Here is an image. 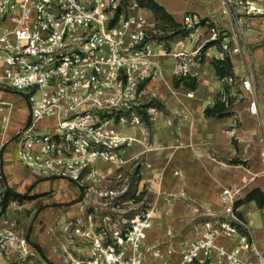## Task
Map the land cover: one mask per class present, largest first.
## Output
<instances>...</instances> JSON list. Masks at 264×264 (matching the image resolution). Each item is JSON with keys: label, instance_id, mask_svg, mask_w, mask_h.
<instances>
[{"label": "built area", "instance_id": "1", "mask_svg": "<svg viewBox=\"0 0 264 264\" xmlns=\"http://www.w3.org/2000/svg\"><path fill=\"white\" fill-rule=\"evenodd\" d=\"M222 1L232 12L242 7L247 15L264 13L252 0ZM200 23V17L191 14L183 21L186 27ZM152 32L154 23L140 0H0V86L20 91L29 106L27 121L12 138L18 160L42 175L80 185L87 179L110 181L99 166L127 164L126 151L137 137L123 128L144 127L142 93L157 74L160 53L159 44L149 40ZM239 49L224 44L223 50ZM179 68L176 74L190 73L186 65ZM241 86L254 92L249 76L241 79ZM8 108L0 100V125ZM249 110L258 113L254 96ZM260 157L264 166V148ZM95 191L110 196V189ZM236 194L225 188L223 215L195 226L194 236L172 245L168 257L159 244H147L155 205L108 237L97 232V213L110 205L97 199L92 204L98 220L75 228L90 239L89 251L68 264H264V254L248 237L252 221L237 215ZM105 217L110 221V214ZM34 249L24 234L0 228V264H23ZM12 253H18V259L2 261Z\"/></svg>", "mask_w": 264, "mask_h": 264}, {"label": "crops", "instance_id": "2", "mask_svg": "<svg viewBox=\"0 0 264 264\" xmlns=\"http://www.w3.org/2000/svg\"><path fill=\"white\" fill-rule=\"evenodd\" d=\"M155 1L177 22L183 24L187 14L206 19L223 30L224 43L229 42L232 48L240 46L237 52L229 51L234 81L220 78L212 63L213 58L223 57L221 45L216 47L215 42H210L203 60L191 58L190 73L197 77L198 86L190 89L172 84L177 68L173 57L164 54L159 44L157 74L145 86V92L151 95H143L145 102L151 97L159 103L155 109L157 121L144 127L123 128L126 134L137 137L126 151L128 163L141 158L140 171L143 180L153 184L156 211L170 214L178 243L193 237L194 227H200L205 219L223 215L221 193L225 188L237 191L236 202L255 187L264 190L260 157L264 148V13L247 15L242 7L232 12L222 0ZM252 1L264 8V0ZM143 11L149 18L153 15L147 7L143 6ZM185 48L187 52L195 51L190 44ZM244 76L251 78L253 93L242 88ZM163 79L171 83L174 94L164 90ZM226 85L233 98L228 114L207 116L205 108L215 104ZM10 91L0 86V100L10 107L5 111L4 126L0 125V190L3 196L8 189L26 196L10 200L6 207L1 204L0 228L12 227L34 245L32 255L23 264H68L70 258L89 251L90 239L77 234L75 228L91 226L98 220L94 204L77 181L42 175L18 160L11 142L27 121L29 106L26 99L15 98ZM188 91L194 95H187ZM253 96L258 103L257 114L249 110ZM147 131L153 152L144 163ZM234 158L248 161V166L243 168ZM236 211L242 214V220L252 221L248 226L249 240L264 254V208L250 201L238 205ZM179 228L189 229V236L178 237ZM16 259L18 253H12L2 261Z\"/></svg>", "mask_w": 264, "mask_h": 264}, {"label": "rangeland", "instance_id": "3", "mask_svg": "<svg viewBox=\"0 0 264 264\" xmlns=\"http://www.w3.org/2000/svg\"><path fill=\"white\" fill-rule=\"evenodd\" d=\"M150 19L154 23V29L156 32H152L149 40L162 44V47L164 48L163 50L166 51V55L173 57V64L179 71L180 66L185 67L186 65L188 68L190 67L189 64L191 63V58H195L200 61L203 60L205 56L204 49L208 47L210 42H215L213 44L216 47L221 45L222 49H224V44H230L229 42L224 43V40L221 38L223 37V30L219 31L216 26L207 22L206 19H201V23L196 24L194 27H186L182 24L180 27H176L174 29L168 19L156 16L154 13L153 15H150ZM189 44L191 47L195 48L194 52H187L185 47ZM182 46L184 49H180ZM199 57H201V59H198ZM169 63L170 62H167V64ZM172 84L174 85L173 82ZM162 86L164 90H167L172 94L175 93V89L172 87L171 83H166L165 81ZM10 92L15 98L23 97L26 99L20 91L11 89ZM142 95H151V93L144 91ZM150 101L151 97L146 99L145 104ZM153 101L156 103L155 100ZM155 103L151 106L157 108ZM149 107L150 106L147 108ZM147 108L140 110L143 115L144 125H153L157 121L155 118L156 110L149 112ZM144 112L147 113V117H144ZM48 121H50V119ZM144 134L146 137L143 145L142 157H144L143 159L145 160L143 162L145 163L147 157L150 156L151 152H153V148L150 144V142H152L149 137L150 132L147 131ZM11 147L13 152L16 151L17 143L15 141L11 142ZM234 160H237L236 162H240L243 168L248 166V161L246 160L239 158H234ZM141 166V158L125 165L114 163H110V165L101 164L99 166V171L103 174H108L110 181L107 179L99 181L87 179L84 181L82 189H84L85 194L90 191L86 197L90 202L97 203V199H99V203L105 204L108 202L110 205L108 208H100L101 210L97 213L99 216L97 232L99 234L101 232H106L108 237H112L115 231H124L127 228V225L132 223L135 215L142 212L143 209L149 208L151 205H155L157 208L158 205L154 203L153 184L151 180H143V174H141L140 171ZM91 187L92 189L89 190ZM93 188L95 190L110 189V196H98L97 192ZM111 190H114L115 192L111 193ZM2 198L3 195L0 190V206L2 204ZM109 214L110 221H106L105 216ZM108 222L110 224H107ZM176 230L180 231V236L178 237H181L182 239L189 236V229L179 228ZM174 231V227L171 224L170 214L166 212H157L154 217V225L150 230L147 244L149 246L159 244L163 249L164 257H168L171 252L172 245L179 246L181 244V242H174ZM87 246L89 247V243Z\"/></svg>", "mask_w": 264, "mask_h": 264}, {"label": "trees", "instance_id": "4", "mask_svg": "<svg viewBox=\"0 0 264 264\" xmlns=\"http://www.w3.org/2000/svg\"><path fill=\"white\" fill-rule=\"evenodd\" d=\"M140 4L144 7H147L153 11V13L156 16L163 17L165 19H168L171 23L173 29L176 27H180L182 23L177 22L170 13L157 1L155 0H140ZM223 57L221 58H213L212 63L214 64V67L216 69V74L222 78L227 79L228 77H233V62L230 56V53L228 51L223 50ZM173 83L175 86L185 85L190 89H196L198 86V79L195 75H192L191 73L187 74H175L173 78ZM229 86L226 85L224 90L220 92L217 96L216 102L213 106H208L205 108V114L207 116H215V117H221L223 115L228 114L229 108L232 106L233 98L230 95ZM155 102L151 100L149 103L145 104V107L153 105ZM157 106L159 103H155ZM144 117H147V113L144 112ZM26 195L17 193L13 191L12 189L6 190L2 205L3 207H6V205L9 203L12 199H22ZM250 201H254L258 207L264 208V190H262L260 187H255L251 189L244 198L238 200L236 202V206L247 203ZM237 215L240 219H242V214L240 212H237Z\"/></svg>", "mask_w": 264, "mask_h": 264}, {"label": "water", "instance_id": "5", "mask_svg": "<svg viewBox=\"0 0 264 264\" xmlns=\"http://www.w3.org/2000/svg\"><path fill=\"white\" fill-rule=\"evenodd\" d=\"M36 247H38V246H36Z\"/></svg>", "mask_w": 264, "mask_h": 264}]
</instances>
